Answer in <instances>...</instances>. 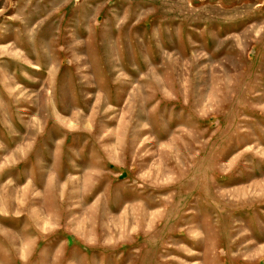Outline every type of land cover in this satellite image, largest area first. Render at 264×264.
Wrapping results in <instances>:
<instances>
[{"label":"rangeland","instance_id":"374dc122","mask_svg":"<svg viewBox=\"0 0 264 264\" xmlns=\"http://www.w3.org/2000/svg\"><path fill=\"white\" fill-rule=\"evenodd\" d=\"M0 264H264V0H0Z\"/></svg>","mask_w":264,"mask_h":264},{"label":"bare ground","instance_id":"6f19581e","mask_svg":"<svg viewBox=\"0 0 264 264\" xmlns=\"http://www.w3.org/2000/svg\"><path fill=\"white\" fill-rule=\"evenodd\" d=\"M193 255H197V254H193Z\"/></svg>","mask_w":264,"mask_h":264}]
</instances>
